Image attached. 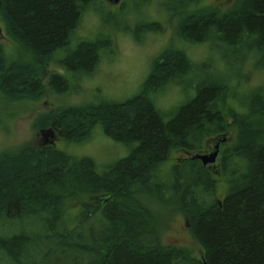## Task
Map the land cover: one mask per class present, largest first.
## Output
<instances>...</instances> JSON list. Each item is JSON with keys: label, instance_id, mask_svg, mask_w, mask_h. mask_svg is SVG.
<instances>
[{"label": "trees", "instance_id": "trees-1", "mask_svg": "<svg viewBox=\"0 0 264 264\" xmlns=\"http://www.w3.org/2000/svg\"><path fill=\"white\" fill-rule=\"evenodd\" d=\"M132 1L159 0H125L117 10L103 0H0L9 37L31 57L27 62L0 47V106L37 103L46 93L67 97L68 78L48 74L49 64L91 79L103 56L114 54V33H131ZM163 1L176 5L178 42L208 45L264 75V0H236L223 12L198 9L200 0ZM90 11L102 13L113 30L79 36ZM136 29L162 32L157 23ZM206 68V59L193 63L183 50L168 48L129 99L39 115L33 129L50 128L67 144L88 141L100 126L131 150L100 170L91 158L50 144L1 153L0 264H179L180 252L161 242L150 203L184 215L203 252L200 262L188 264H264V87L254 85L240 98L247 76ZM170 84L181 86L186 99L163 110L157 95ZM230 126L236 133L227 144ZM216 144L214 164L193 158ZM178 152L185 156L173 161Z\"/></svg>", "mask_w": 264, "mask_h": 264}, {"label": "rangeland", "instance_id": "rangeland-1", "mask_svg": "<svg viewBox=\"0 0 264 264\" xmlns=\"http://www.w3.org/2000/svg\"><path fill=\"white\" fill-rule=\"evenodd\" d=\"M235 1L200 0L197 5L198 9L203 11L223 12L231 8ZM124 2L125 0H103L106 7L111 10L119 9ZM128 6L127 20L130 22L129 29L132 34L116 30L117 32L114 33V54L103 56L102 62L91 79L83 78L81 81V79L68 74L63 67L57 64H49L47 66L48 74H58L68 78L70 94L67 97L46 93L44 98L37 103L0 106V154L14 152L25 145L42 146L50 144L68 155L91 158L99 170L126 157L131 146L117 143L105 137L100 126L94 128L88 141L76 145L67 144L53 130L52 134L49 135L45 133L47 128L33 129V124L39 115L57 109L59 106L86 105L103 100L122 102L129 99L141 90V85L149 73L152 61L168 48L183 50L193 63L201 64L206 59L207 63L210 64V68L204 70L207 72L206 74L212 70H217L230 75L232 79L236 77L244 80L247 76L245 81L240 82L238 93L242 91L244 93L240 98L245 99L247 89L254 85L258 84L264 87L263 74L250 72L251 66L250 68L248 66L241 68L236 59L231 58L229 54L219 53L208 45L189 46L178 42L174 33L177 22L176 5L159 0L144 6L132 1ZM149 23L159 24L162 27V32L143 35L142 32L137 33L138 25ZM112 26L113 23L105 20L102 13L97 14L90 11L84 16L78 35L82 38L92 39L99 33L113 30ZM134 37L140 38V40L137 41ZM0 47L24 61H31L30 55L9 37L1 18ZM201 78L203 77H197L198 80ZM74 79L80 81L75 83ZM44 83L47 85V79H44ZM182 91L183 89L179 85H168L159 92V96L157 95L158 105L163 110H168L171 106L183 102L186 97ZM71 121L69 120V122ZM228 121L232 123L230 117ZM68 126L69 123H66L67 128ZM235 133V129L230 126L226 134L227 144L233 141ZM183 156L185 154L182 152L174 153L172 155L173 161L183 158ZM149 205L159 222V235L162 244L180 252L182 262L179 264L200 262L203 252L190 236L184 215L171 207H159L155 203Z\"/></svg>", "mask_w": 264, "mask_h": 264}, {"label": "water", "instance_id": "water-1", "mask_svg": "<svg viewBox=\"0 0 264 264\" xmlns=\"http://www.w3.org/2000/svg\"><path fill=\"white\" fill-rule=\"evenodd\" d=\"M114 1H116V0H114ZM45 133L50 135V134H52V130L47 129L45 131ZM42 134H43V132H42ZM221 141L223 142L224 140H221ZM218 152H219V144H216L213 147L212 151L206 152V153L196 154V155H194L193 158L198 159L204 166L212 165L217 160Z\"/></svg>", "mask_w": 264, "mask_h": 264}]
</instances>
